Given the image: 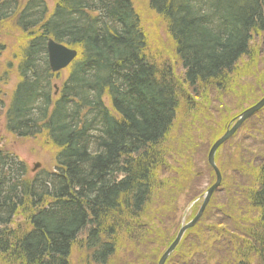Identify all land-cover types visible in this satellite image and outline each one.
I'll return each mask as SVG.
<instances>
[{"label": "trees", "instance_id": "1", "mask_svg": "<svg viewBox=\"0 0 264 264\" xmlns=\"http://www.w3.org/2000/svg\"><path fill=\"white\" fill-rule=\"evenodd\" d=\"M7 24L21 36L1 75L6 82L10 71L17 84L0 88V116L12 136L46 138L56 165L30 176L0 147L2 263L71 264L82 234L95 264H109L127 241L144 247L147 263L158 252L148 244V209L169 186L166 143L178 113L194 110L211 88L230 91L255 38L264 47V0H147L146 10L134 0H56L52 8L45 0H0V26ZM153 36L167 37L173 65L149 53ZM48 39L78 51L57 95L60 74L49 69ZM256 174L245 212L254 213L252 227L242 230L243 254L234 264H264V161ZM197 254L189 264H210Z\"/></svg>", "mask_w": 264, "mask_h": 264}, {"label": "rangeland", "instance_id": "2", "mask_svg": "<svg viewBox=\"0 0 264 264\" xmlns=\"http://www.w3.org/2000/svg\"><path fill=\"white\" fill-rule=\"evenodd\" d=\"M45 2L52 8L56 0ZM134 3L138 8H147V0H134ZM144 25L146 28H152L150 21ZM20 36L12 24L0 26V88L5 92L11 91L17 84L16 76L10 71L6 82L2 81L1 75L5 72V66L12 62L11 46H18ZM163 38H150L149 53L154 55L157 52L160 57L162 54L170 60V65H173L174 58L170 55L172 49L166 44L167 37ZM262 40L263 38H255L252 57L244 59L232 74L230 86L233 87L230 91L220 93L211 88L204 92V100L200 101L199 105L196 104L194 110H186L184 107L178 113L180 122H177L169 142L166 143L167 147L172 148L169 160L172 171L166 177L169 186L158 194L154 205L148 209L151 230L148 244L153 248L152 253L158 250L157 254L150 256L145 263L140 258L144 247L137 248L138 243L127 241L109 264H157L180 228L198 213L203 201L201 199L216 181L214 172L207 163L213 142L221 131L233 123L235 116L264 98ZM182 72L180 69L179 73ZM67 77L68 71H63L53 86L60 88ZM226 87L228 90L229 86H225V89ZM185 89L187 90L186 87ZM0 147L15 154L33 174L55 168L56 148L51 146L46 138L19 139L10 135L6 131L4 116H0ZM216 158V164L223 176L222 186L211 198L207 206L210 209L205 213L202 224L195 231L184 235L181 248L171 260L173 264H189L194 256L198 257V252L203 253L202 259L210 264H234L236 256L243 254L240 236L242 230L252 227L251 221L254 218L253 212L245 213L249 211L247 189L254 186L256 171L264 161V110L246 122L243 128L220 148ZM36 164H40V168L34 172ZM176 168L179 170H175ZM172 180L173 184H170ZM84 240L85 234H82L74 248L71 264H95L89 259L90 253L83 249L81 242ZM209 257L213 258L211 262ZM0 264H3L2 259ZM251 264L263 263L252 258Z\"/></svg>", "mask_w": 264, "mask_h": 264}, {"label": "water", "instance_id": "3", "mask_svg": "<svg viewBox=\"0 0 264 264\" xmlns=\"http://www.w3.org/2000/svg\"><path fill=\"white\" fill-rule=\"evenodd\" d=\"M47 53H48L49 68L52 73H57V72H60L66 69L74 62V60L78 56V53L75 50L70 49L62 44H59L52 39H49L47 42ZM263 108H264V98L260 102H258L256 105L248 108L242 114H240L237 117L235 124L232 127L230 126L225 132V134L212 145L208 153V164L216 174V182L213 186H211L206 191L203 197V204L200 207L196 216L193 218V220H191L187 224H184L180 228L175 240L172 242V244L169 246L166 252L162 255L158 264H166L169 257L174 253V251L177 249V247L181 243L185 233L189 229L194 228L198 224V222L201 220L213 194L220 187L221 182H222V177L215 163V156L219 148L224 143H226L230 138H232L246 121H248L254 115L259 113ZM39 167L40 165H36L35 170L38 169Z\"/></svg>", "mask_w": 264, "mask_h": 264}]
</instances>
